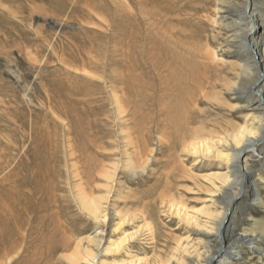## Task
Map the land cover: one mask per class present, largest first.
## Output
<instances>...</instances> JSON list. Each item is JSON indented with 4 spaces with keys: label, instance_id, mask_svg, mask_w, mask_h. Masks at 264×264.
<instances>
[{
    "label": "rangeland",
    "instance_id": "374dc122",
    "mask_svg": "<svg viewBox=\"0 0 264 264\" xmlns=\"http://www.w3.org/2000/svg\"><path fill=\"white\" fill-rule=\"evenodd\" d=\"M229 6L0 0V264H219L232 242L228 264H264V160L242 159L261 181V202H245L242 174L221 189L231 170L219 142L260 127L262 109L230 93L222 108L171 109L167 70L188 47L206 44L222 72L241 61ZM233 197L236 233L263 252L207 234Z\"/></svg>",
    "mask_w": 264,
    "mask_h": 264
},
{
    "label": "bare ground",
    "instance_id": "6f19581e",
    "mask_svg": "<svg viewBox=\"0 0 264 264\" xmlns=\"http://www.w3.org/2000/svg\"><path fill=\"white\" fill-rule=\"evenodd\" d=\"M225 1L230 3L229 8L226 10L234 8L238 13L237 20L232 22V25L230 24V28L233 27L237 30L234 38L236 39L235 41L238 42L236 45L240 48V54L238 53L239 55L237 57L241 61L232 65L230 68H227L228 71L222 72V70L212 66L214 63L210 61V59L214 60L216 54L212 55V53L207 50L206 44L203 45V48L199 46L196 50L188 47L184 52L185 56L178 55L174 57L172 60L173 62L170 63L171 65L168 67L169 70H167V76L170 77L169 91L173 96V107L175 110L172 106L171 109L173 112L184 110V113H187L192 106L198 108V106L203 104L205 100L206 102H217V108H222L225 105V98L223 97H225V94L229 93L232 98L239 99V96L244 97L240 98L247 102V105H245L246 107L244 106L243 109L251 108L260 111L262 109V112L260 113L261 117H255L261 124V126L259 125L260 127L256 128L254 124H251V126H249V124L248 126L237 127L233 129L234 133L228 136L229 140L226 141L224 138H219V142H224L225 146L230 150L229 154L224 157L230 165V176L233 177V179H231L232 177L230 176L228 178L224 177L222 179L224 185L221 189L223 192L227 193L229 190L234 189L236 184L240 185L238 183L239 178L237 175L242 174L249 180L250 189V192L248 191L249 193L243 198V201L246 202V200L253 198V201L260 203L261 194L256 185L261 181L259 178H255V171L249 167L250 163H248V161L245 160V164L242 166V159L249 155L257 158L259 161L264 160V0H222V2ZM212 20L213 19H211V22ZM211 52H213V50ZM225 78L227 79V84L222 83ZM219 86L222 87V92H217ZM216 98L219 102L215 100ZM226 106L228 108V105ZM235 109H242V107L240 108L238 105ZM182 117L173 116L171 118V121L179 130H184L185 128L184 124L186 123V119ZM260 142H263V144L258 145ZM213 147H215V144L208 147V150ZM236 199L237 198L234 197L231 198L229 204L226 205L225 212L212 223L215 226V232L207 234L215 235V238L220 240L221 233L225 230L229 235H238L237 238L239 241H241L242 244L247 245L251 251H254V253H261L263 250L257 246L255 242L257 239L254 235L239 234L236 233V229H234V223L240 213L239 210L230 203H233ZM87 208L92 213L97 212V208L89 206ZM243 233H245V231H243ZM235 247L234 242L229 244L228 248L224 250V255L220 259L219 264H228L231 257H239V255L233 254Z\"/></svg>",
    "mask_w": 264,
    "mask_h": 264
}]
</instances>
